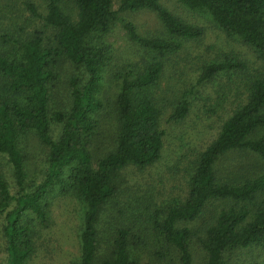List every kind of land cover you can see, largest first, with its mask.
Here are the masks:
<instances>
[{
    "label": "trees",
    "instance_id": "trees-1",
    "mask_svg": "<svg viewBox=\"0 0 264 264\" xmlns=\"http://www.w3.org/2000/svg\"><path fill=\"white\" fill-rule=\"evenodd\" d=\"M66 1L0 0V155L10 164L16 185L11 193L0 163L6 264H25L31 256L34 222L47 225L49 198L55 192H74L84 204L75 264H193L194 237L206 253L205 264H262L233 261L231 255L236 250L264 252V72L250 79L245 102L193 161L185 197L158 203L151 192L129 191L122 170L129 165L144 169L160 158L164 131L154 88L162 59L181 49L184 41L199 39L204 29L173 14L159 0H119L115 9L112 0H71L75 20ZM177 1L209 14L264 62V0ZM14 2L19 4L16 12L11 9ZM141 9L156 14L167 37L143 36L131 21L123 22L128 38L150 58L138 67L118 70L111 66L113 50L105 36L121 12ZM24 12L26 25L18 26V15ZM34 19L41 21L40 27L27 32ZM65 61L79 74L69 79L68 108L56 110L52 92ZM243 68L239 60L227 58L204 66L199 79ZM107 78L117 82L111 107L102 90ZM189 108L188 99L178 100L169 120H182ZM110 115L115 131L108 134ZM53 124L59 126L56 136ZM29 132L47 149L44 177L38 182L28 179L18 147ZM237 153L255 155L261 168L225 163ZM213 201L222 206L203 223L201 236L182 225L201 218ZM102 227L108 230L106 240ZM103 244L104 253L98 256ZM149 247L154 262L141 263L135 252Z\"/></svg>",
    "mask_w": 264,
    "mask_h": 264
},
{
    "label": "rangeland",
    "instance_id": "rangeland-1",
    "mask_svg": "<svg viewBox=\"0 0 264 264\" xmlns=\"http://www.w3.org/2000/svg\"><path fill=\"white\" fill-rule=\"evenodd\" d=\"M173 14L188 23L202 26L203 35L196 40L184 41L183 46L172 55L165 56L163 68L157 86L154 88L156 103L160 108L159 125L164 131L160 158L144 169L129 165L122 170L126 188L136 195L152 193L153 201L167 203L173 199H183L187 193L188 177L192 164L201 152L218 134L222 123L237 106L245 102L247 87L252 77L264 72V62L257 57L253 47L242 42L236 35H227L207 13L190 10L177 0H159ZM11 6L12 11L19 9V4ZM119 0H112V8H117ZM66 8L72 20L76 19L71 0L66 1ZM43 10V4L41 6ZM25 13L18 15V26H25ZM17 21V20H16ZM131 21L139 34L146 37L166 38L167 32L153 11L141 9L121 12L111 25L105 41L112 46L111 66L124 70L129 65L138 67L150 58V54L132 42L123 28V22ZM41 21H29L27 32L40 27ZM48 34L53 30L47 29ZM235 58L243 63L242 70L219 72L211 79L200 80L202 69L213 62H223ZM79 71L65 61L59 68V78L53 87L52 107L66 110L70 104L69 79ZM104 100L111 107L117 92V82L108 78L103 85ZM186 98L190 102L187 115L180 121L169 120V115L177 101ZM107 117L109 132L115 131L113 119ZM53 136L59 126L52 125ZM18 147L24 156L28 179L41 181L47 165V149L33 132L27 133L18 141ZM241 162L245 166L261 168L260 160L250 153L229 155L225 163ZM3 174L10 186L11 193L16 191L11 166L0 155ZM96 163V156L93 164ZM222 203H209L204 215L182 225L195 230L201 236L203 223L214 215ZM84 204L74 192H55L49 198L48 221L43 226L34 222V249L25 264H75L78 261L79 233L82 226ZM104 221L105 219H101ZM3 217L0 216V264H6L5 239L3 235ZM104 229V240L108 235ZM153 245V244H152ZM151 245V246H152ZM150 246V247H151ZM138 249L135 253L141 263L154 262L151 248ZM106 246L99 250L103 255ZM193 264H205L206 253L194 237L190 244ZM231 259L238 261L256 260L264 264V252L260 250H236Z\"/></svg>",
    "mask_w": 264,
    "mask_h": 264
}]
</instances>
